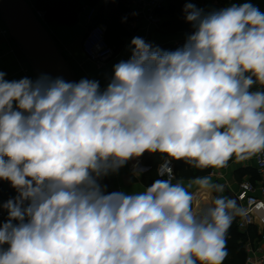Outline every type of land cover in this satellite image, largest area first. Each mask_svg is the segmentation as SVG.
Returning a JSON list of instances; mask_svg holds the SVG:
<instances>
[{"label":"clouds","instance_id":"9594fccd","mask_svg":"<svg viewBox=\"0 0 264 264\" xmlns=\"http://www.w3.org/2000/svg\"><path fill=\"white\" fill-rule=\"evenodd\" d=\"M192 31L175 50L133 37L128 59L96 79L0 71V264H223L234 199L211 174L187 186L169 167H225L264 153V12L247 0L205 13L187 0ZM167 178L106 192L103 178L144 153Z\"/></svg>","mask_w":264,"mask_h":264},{"label":"crops","instance_id":"0c3cea01","mask_svg":"<svg viewBox=\"0 0 264 264\" xmlns=\"http://www.w3.org/2000/svg\"><path fill=\"white\" fill-rule=\"evenodd\" d=\"M131 1V19L125 24V27L130 32L131 36L125 39V46L118 54H116V57L109 63H107L106 66L101 68L97 67L94 63L88 61L84 53H80L76 49L77 42H81V40H83L90 27L87 21L86 11H83L79 14L78 24L73 27H49L51 33L59 42L63 52L73 65L74 71L79 80L81 78L96 79L100 82L101 88L105 87L108 78L111 76L112 66L122 59H128L130 55L129 45L133 37H142L145 41L152 43L154 46L159 47L167 44L173 45L177 41H185L186 34L171 36L162 32L160 28L165 22L164 19L159 25L149 24L145 19L137 21L132 13V5L134 4V0ZM191 2L195 3V0H191ZM200 6L207 9L209 7V2L200 3ZM5 29L6 28L0 21V71L6 73L5 79L7 80H19L23 77L36 79L33 73L31 72L29 66L23 59V56L20 50L18 49L17 45L11 39V37L6 34ZM149 156L150 153L146 152L143 154V164L139 169H137L136 172L131 170L129 161L123 168L119 170L118 173L107 176L106 180L108 185L112 187L113 191L124 190L126 192H139L143 191L145 187L150 186L154 180L160 179L159 177H157L158 174L156 175V173L151 172V169L147 164ZM254 158L255 157H252L249 160L241 162H237L234 158L232 161L228 162V169H224V167L219 169H213L215 172L221 173L223 176H225L228 187L224 192H229L235 197L239 184L242 181L250 179V175H245L241 182L238 181L237 171L248 168H252L253 170L256 169ZM189 181L191 180L177 179L176 181H173V183L181 182L185 186H187ZM212 182L214 184H216L217 182L213 176ZM4 188L5 191L1 194L2 200L8 194H12L13 196L16 195L15 191H13L8 184H6ZM190 191H192L195 195L194 204L197 206L209 205L211 203V199L215 197L214 191L211 192L210 197H208L209 201H206L205 203L207 196H203L208 194L205 193L199 195L202 190H198L197 186L195 185H193Z\"/></svg>","mask_w":264,"mask_h":264},{"label":"trees","instance_id":"16d2710c","mask_svg":"<svg viewBox=\"0 0 264 264\" xmlns=\"http://www.w3.org/2000/svg\"><path fill=\"white\" fill-rule=\"evenodd\" d=\"M222 1L225 6H229L231 3L240 4L247 2V0ZM186 2V0H167V6L160 12L162 19L165 20L160 28L163 33L177 36L180 34H188L192 31L191 25L186 23L184 18L183 9ZM251 2L254 3L261 12H264V0H251ZM131 4V0H35L36 10L42 12L44 20L49 26L73 27L78 24L80 13L88 8H95L96 16L89 28L101 23L105 24L107 26V42L114 48L116 54L125 46V39L131 36L130 32L125 27V24L131 19ZM196 7L200 8L197 5ZM160 48L175 50L171 44L160 46ZM164 160L162 154H150L147 164L151 167V172L157 175V168ZM232 160L233 159L229 160V162ZM172 162L175 165V171L179 180H193L197 176L209 175L213 170H199L185 164L183 161ZM245 175H250V180L252 182H255L259 178L256 169L253 170L252 168H248L237 171V180L241 182ZM6 184L15 191L7 181H0V202L3 201L1 194L4 193V186ZM202 194H205V192L202 191L199 193V195ZM214 195L215 197L221 195L227 196L234 199L238 205L236 198L229 192L222 193L220 191H214ZM206 196L210 197V194ZM208 199L207 197L205 203L209 201ZM6 219L7 216L5 220ZM239 219L240 215L235 218L229 229L226 245L228 255L223 264H245L247 258L245 244L248 237L239 230ZM252 237H258L256 231H253Z\"/></svg>","mask_w":264,"mask_h":264},{"label":"built area","instance_id":"2783aa9c","mask_svg":"<svg viewBox=\"0 0 264 264\" xmlns=\"http://www.w3.org/2000/svg\"><path fill=\"white\" fill-rule=\"evenodd\" d=\"M204 2H209L207 9L200 6V3ZM195 3L200 8H203L206 13L226 7L222 0H195ZM166 6L167 0H134L132 13L137 21L145 19L149 24L159 25L163 20L160 12ZM85 11L87 12V21L91 25L96 16V9L88 8ZM106 34L107 26L101 23L89 28L82 40V51L87 60L100 68L106 66L107 63L116 57L114 48L107 42ZM184 42L177 41L173 44V47L176 49L182 46ZM254 162L259 176L258 180L255 182L251 180L242 181L238 186L235 198L239 207L244 210V213L240 215L238 228L248 237L245 244L247 254L245 264H264V153L255 156ZM142 164V156L131 160V170L136 172ZM169 167L174 176L173 181H176L178 178L174 163L171 162ZM149 168L151 169V167ZM228 168V165L224 167V169ZM167 173L168 169L165 167L164 160L158 166L157 174L160 179H164L167 178ZM210 174L216 179V185L222 189L220 192H224L228 187L225 176L214 170ZM11 197L14 196L8 194L3 201H7ZM6 216V211H0V220H4ZM253 231H256L258 237H252Z\"/></svg>","mask_w":264,"mask_h":264},{"label":"water","instance_id":"95a60500","mask_svg":"<svg viewBox=\"0 0 264 264\" xmlns=\"http://www.w3.org/2000/svg\"><path fill=\"white\" fill-rule=\"evenodd\" d=\"M43 20L44 15L36 10L35 2L0 0V21L8 29L35 78L45 74L66 81H79L73 65ZM101 183L106 185V192H113L106 177Z\"/></svg>","mask_w":264,"mask_h":264},{"label":"rangeland","instance_id":"374dc122","mask_svg":"<svg viewBox=\"0 0 264 264\" xmlns=\"http://www.w3.org/2000/svg\"><path fill=\"white\" fill-rule=\"evenodd\" d=\"M30 2H35V0H29ZM40 14H42V12H40V11H38ZM43 22H44V24H46L47 26H48V28L50 27L47 23H46V21L45 20H43ZM50 29V28H49ZM8 35H9V33H7ZM76 49H77V51H79L80 53L81 52H83L82 51V40H81V42H77V44H76ZM234 159V158H233ZM250 180V179H249Z\"/></svg>","mask_w":264,"mask_h":264},{"label":"bare ground","instance_id":"6f19581e","mask_svg":"<svg viewBox=\"0 0 264 264\" xmlns=\"http://www.w3.org/2000/svg\"><path fill=\"white\" fill-rule=\"evenodd\" d=\"M5 32H6V34L9 33L7 28L5 29ZM205 196H206V195H205ZM205 196H203V197H205ZM207 197H209V196H207Z\"/></svg>","mask_w":264,"mask_h":264}]
</instances>
